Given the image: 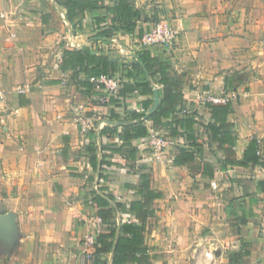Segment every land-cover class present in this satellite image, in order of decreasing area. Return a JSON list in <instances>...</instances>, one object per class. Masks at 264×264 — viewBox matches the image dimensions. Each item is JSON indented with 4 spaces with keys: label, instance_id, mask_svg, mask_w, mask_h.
<instances>
[{
    "label": "crops",
    "instance_id": "obj_1",
    "mask_svg": "<svg viewBox=\"0 0 264 264\" xmlns=\"http://www.w3.org/2000/svg\"><path fill=\"white\" fill-rule=\"evenodd\" d=\"M96 1L73 20L57 0L0 5V28L12 31L0 36V264H93L105 228L98 196L113 209L116 237L132 236L121 226L140 228L153 212L143 249L123 264H264V85L233 72L261 43L236 17L241 0H129L139 11L132 30L108 11L118 0ZM159 20L178 38L171 50L148 49L168 61L183 98L152 127L165 86L133 64L146 48L140 38ZM85 47L118 63L106 76L114 89L91 76L88 91L79 85L84 74L61 67L66 49ZM146 81L151 92L139 85L119 94ZM228 95L232 135L221 143L211 106L225 103L211 99ZM139 121L148 136L126 142L125 125ZM155 134L170 140L161 153L149 145ZM252 140L260 161L243 164ZM182 149L193 158L177 164ZM144 174L158 197L141 190ZM115 242L100 264H114Z\"/></svg>",
    "mask_w": 264,
    "mask_h": 264
},
{
    "label": "trees",
    "instance_id": "obj_2",
    "mask_svg": "<svg viewBox=\"0 0 264 264\" xmlns=\"http://www.w3.org/2000/svg\"><path fill=\"white\" fill-rule=\"evenodd\" d=\"M57 2L67 10L66 15L70 20H73L76 17L83 18L86 9L92 10L99 6L96 0H57ZM108 11L112 12L115 17H118L123 23H125L127 30H132L136 26L139 11L129 2V0H118L115 6L108 8ZM138 57L139 62L133 64V69L140 71L143 69V66L146 67L148 70L153 71V76H161L160 82L165 86V93L161 99V103L158 109L150 116L152 127L163 125L166 123L165 119L171 117L174 112L177 111V105L183 98L181 92L175 91L176 89H179V83L169 76L168 70L170 65L168 61L161 59L158 56H153L150 49H141L138 53ZM61 67L63 69H72L78 75L84 74L87 79L79 80V85L84 86L88 91L94 87V84L90 82L88 78L91 76H111L119 69L118 63L111 60L105 53L101 51L96 53L93 49L86 47L82 49H66L64 51ZM154 69H156V72ZM133 73L134 72H129V75L134 76ZM139 85L144 88L143 91H152L151 83L146 81L142 83L137 82L134 85V88L126 84L124 89L119 91V94L124 95L127 91L133 90ZM211 107L213 118H215L220 124L217 128L214 126L212 127L214 138L218 139L221 143L228 141L229 136L232 135L229 129L230 123L228 122V115L232 111V104L231 102H226L225 104H212ZM133 117L140 118L141 114L133 113ZM183 125L189 135H191L192 133L189 124L183 122ZM123 132L124 134L122 136L125 138L126 142L131 141L133 138L146 137L149 134L148 126L142 121L125 125ZM218 134H221V137H218ZM181 152V155L175 160V163L180 164L193 158L192 153H190L193 151L182 149ZM257 152L258 144L256 141L252 140L249 143L245 153V160L242 161V163L248 164L250 162H259L260 157L257 155ZM262 182L263 181H261V183ZM141 190L146 192V195L149 197L153 198L159 196L158 193L149 190L148 174L142 176ZM97 199L99 206L103 207L100 210L99 215L105 224V228L104 232L98 237L99 243H101L102 246L97 249L93 264H100L99 256L110 250L115 239L113 263H126L131 258H135L134 255L143 249L142 239L144 230L146 229V220L153 215V212H144V215L141 216L142 226L140 228L133 223H126L121 226V231L130 233L132 236L126 237L119 235L116 237L117 226L114 224L115 215L113 209L109 207L110 204L107 199H103L101 196H98ZM140 205L141 204H138V206ZM132 206L134 207L135 204L133 203Z\"/></svg>",
    "mask_w": 264,
    "mask_h": 264
},
{
    "label": "rangeland",
    "instance_id": "obj_3",
    "mask_svg": "<svg viewBox=\"0 0 264 264\" xmlns=\"http://www.w3.org/2000/svg\"><path fill=\"white\" fill-rule=\"evenodd\" d=\"M240 4L241 7L237 9L236 17L239 19L242 17V22H246L249 26L246 27L245 31L250 32L251 35L253 34V37L261 45L258 46L260 49L257 47L258 49H255L254 55L249 57V63L242 69L246 71H243L242 75L239 74L242 70L233 72L238 76H246L248 80L245 83L250 84L253 81H258L259 84L264 85V0H241ZM7 32L12 35L11 30L0 28L1 37H7Z\"/></svg>",
    "mask_w": 264,
    "mask_h": 264
},
{
    "label": "built area",
    "instance_id": "obj_4",
    "mask_svg": "<svg viewBox=\"0 0 264 264\" xmlns=\"http://www.w3.org/2000/svg\"><path fill=\"white\" fill-rule=\"evenodd\" d=\"M2 0H0V5ZM2 19L7 18V13L2 11L0 13ZM178 38V31L166 20H159L154 22L149 30L145 31L142 37L140 38V43L143 47L146 48H160L163 50H171ZM92 80L96 83L104 82L111 89L115 88V85L109 77L101 76V78L93 77ZM20 92H26L24 88H18ZM6 98V91L0 86V100ZM230 100V96L221 97V98H212L211 101L216 103H226ZM170 140L166 139L164 136L155 134L149 140V145L153 151L156 153H161L169 145ZM215 186L216 183L213 182ZM262 236L264 238V229L262 230ZM92 241V240H90ZM93 242V241H92Z\"/></svg>",
    "mask_w": 264,
    "mask_h": 264
}]
</instances>
